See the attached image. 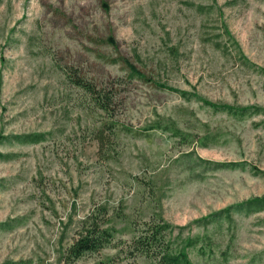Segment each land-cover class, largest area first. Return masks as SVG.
<instances>
[{
    "label": "rangeland",
    "instance_id": "374dc122",
    "mask_svg": "<svg viewBox=\"0 0 264 264\" xmlns=\"http://www.w3.org/2000/svg\"><path fill=\"white\" fill-rule=\"evenodd\" d=\"M258 69L264 0H0V135L46 136L0 145V264H65L98 206L115 238L74 264H158L127 255L158 214L194 264H264V210L215 219L264 198V115L204 104L264 109Z\"/></svg>",
    "mask_w": 264,
    "mask_h": 264
},
{
    "label": "trees",
    "instance_id": "16d2710c",
    "mask_svg": "<svg viewBox=\"0 0 264 264\" xmlns=\"http://www.w3.org/2000/svg\"><path fill=\"white\" fill-rule=\"evenodd\" d=\"M216 47L221 49L222 44L217 42ZM240 58L245 64L248 65L249 62L243 55H241ZM252 66L253 65H251V67ZM130 69L132 70V77H135V75L142 77L133 66L130 65ZM258 71L264 74V69H258ZM77 85L91 94V96L95 98L97 105H99L104 110H108L107 105L110 101V98L107 96L102 97V95L96 91L95 86H92L88 83L78 81ZM171 91L178 92L183 98L187 100H191L192 97H194L187 92H182L175 89H171ZM204 104L211 107L215 111L226 112L229 115L239 119H243L255 114L264 115V109L260 107H240L208 102H204ZM45 139L46 136L40 133L14 137L0 135V145L6 141L13 140L26 144H38L43 142ZM1 157L3 156L1 155ZM222 166V164H216L217 168ZM262 210H264V198H257L230 207L223 213L218 214L215 219H220L225 216L231 223H233V213L246 212L249 215L253 212H259ZM109 213L110 210L107 206H98L93 209L92 212H90L83 220H81L79 229L76 231L73 242L69 247L62 251L61 261H63L65 264H74L85 255L97 253L111 245L117 230L111 224L112 218ZM117 217L121 218L122 215L118 213ZM212 218L213 216L203 220V222L209 223ZM4 225L6 224H0V229H2ZM175 229L176 228L168 224L163 219L161 214L155 215V217L144 223L142 229L139 230L138 235L135 236L130 243L127 251L128 257L134 258L142 256L147 259H151L158 264H194L190 259L189 249L196 247L200 241V238H182L181 233L184 228H179L180 233L178 236L173 237L172 235ZM14 264L22 263L18 262Z\"/></svg>",
    "mask_w": 264,
    "mask_h": 264
}]
</instances>
